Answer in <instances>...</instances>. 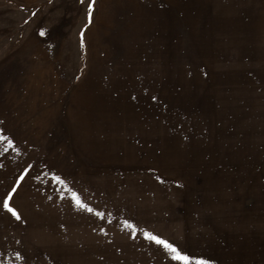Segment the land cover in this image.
<instances>
[{
	"label": "rangeland",
	"instance_id": "1",
	"mask_svg": "<svg viewBox=\"0 0 264 264\" xmlns=\"http://www.w3.org/2000/svg\"><path fill=\"white\" fill-rule=\"evenodd\" d=\"M184 3L0 0V264H264V47Z\"/></svg>",
	"mask_w": 264,
	"mask_h": 264
},
{
	"label": "crops",
	"instance_id": "2",
	"mask_svg": "<svg viewBox=\"0 0 264 264\" xmlns=\"http://www.w3.org/2000/svg\"><path fill=\"white\" fill-rule=\"evenodd\" d=\"M31 1V0H30ZM39 1V0H34ZM208 0H184L185 12L194 10V17H204V4ZM217 17L231 33L233 42H247L251 49L264 47V0H215ZM243 46V45H242ZM245 46V45H244ZM246 47V46H245Z\"/></svg>",
	"mask_w": 264,
	"mask_h": 264
},
{
	"label": "snow or ice",
	"instance_id": "3",
	"mask_svg": "<svg viewBox=\"0 0 264 264\" xmlns=\"http://www.w3.org/2000/svg\"><path fill=\"white\" fill-rule=\"evenodd\" d=\"M89 7L90 8L92 7L91 3L89 4ZM89 22H91L90 14H89ZM42 35H43V33H42ZM0 139H7L9 145L14 144V141H12L11 139H8L7 137L0 136ZM57 180H60V177H57ZM14 191H15V189H13V192ZM7 195H8V198H5L2 200L3 208L6 209L7 211H9L17 219H19L20 216H19L18 212L16 211L15 208L11 207V205L9 203L11 193H9ZM73 197L75 198L78 206L83 207V208L91 211V208H89V206L83 202V200L79 197V195L77 193H73ZM98 215L102 216L103 214L98 213ZM146 236L149 239L154 240L156 243L161 244L166 249H168L172 253L171 259L174 261L180 262V264H212L211 260L204 258L202 255H197L194 253L189 254L187 251L177 248L176 246H174V244L169 243L167 240L162 239L158 235H155L152 233H146ZM17 255H19V253H17Z\"/></svg>",
	"mask_w": 264,
	"mask_h": 264
}]
</instances>
